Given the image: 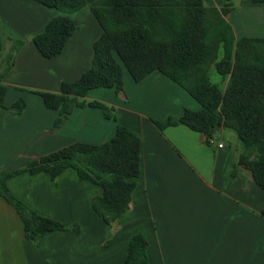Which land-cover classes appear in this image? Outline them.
I'll list each match as a JSON object with an SVG mask.
<instances>
[{
	"label": "crops",
	"instance_id": "1",
	"mask_svg": "<svg viewBox=\"0 0 264 264\" xmlns=\"http://www.w3.org/2000/svg\"><path fill=\"white\" fill-rule=\"evenodd\" d=\"M232 1L204 3L230 7L226 20L237 39L264 38L241 36ZM253 13L246 9L244 15ZM63 15L73 29L59 53L45 56L34 37ZM102 33L89 6L65 13L36 0H0L4 106L20 99L27 103L20 113L0 107V171L24 168L30 160L77 141L105 142L117 124L142 140L141 174L134 179L127 210L114 221H106L92 205L102 188L81 180L71 168L56 181L47 171L24 170L9 177L7 187L19 200L67 229L49 231L37 243L26 236L18 211L0 195V264H122L136 232L148 240L150 264H264V189L239 163L242 152L223 138L226 128L210 145V135L203 132L183 124L162 130L154 122L180 116L185 108H202L200 98L172 78L154 71L135 81L124 68L121 91L97 87L78 97L107 105L116 120L86 104L54 127L59 111L47 107L39 93H61L64 82L73 86L89 75L94 43Z\"/></svg>",
	"mask_w": 264,
	"mask_h": 264
},
{
	"label": "trees",
	"instance_id": "2",
	"mask_svg": "<svg viewBox=\"0 0 264 264\" xmlns=\"http://www.w3.org/2000/svg\"><path fill=\"white\" fill-rule=\"evenodd\" d=\"M36 1L65 13L89 6L103 29L94 43L89 75L73 86L64 82L61 93H39L47 107L59 111L54 127L62 126L76 106L86 104L102 109L107 118L116 120L107 105L82 102L78 97L97 87L121 91L124 68L135 81L159 71L199 97L202 108H185L180 116H170L165 122L154 120L158 128L183 124L206 135L221 127L235 130L245 147L239 163L251 171L253 180L264 189V38L237 39L225 18L231 10L227 4L220 10L207 7L204 0ZM251 2L264 6V0ZM73 26L67 15L55 17L34 37V42L43 55H56ZM222 42L224 57L220 65L229 74L224 91L203 83L218 58ZM5 90L0 83V107L22 112L27 105L24 99L10 108L4 106ZM141 161L140 135L117 124L114 136L105 142L77 141L30 160L24 168L0 171V195L22 217L26 236L39 243L47 232L67 227L19 200L7 187L9 177L24 170L47 171L56 181L71 168L81 180L102 188V195L95 197L92 205L110 222L127 210L136 186L134 179L141 174ZM261 213L264 215V208ZM122 264H150L148 240L142 232L132 235Z\"/></svg>",
	"mask_w": 264,
	"mask_h": 264
},
{
	"label": "rangeland",
	"instance_id": "3",
	"mask_svg": "<svg viewBox=\"0 0 264 264\" xmlns=\"http://www.w3.org/2000/svg\"><path fill=\"white\" fill-rule=\"evenodd\" d=\"M237 7V13L234 15V22L240 30L242 35H252V36H264V14L263 9L264 6L261 4H253L251 0H233L232 1ZM222 9V8H221ZM220 9V10H221ZM252 10L254 13L251 15H244L245 10ZM243 14V15H242ZM226 18V16H225ZM224 57V43L220 44L218 58L212 64L208 74L206 75L205 80L203 81L204 85L214 86L219 90L224 91L229 79V74H225L222 71V67L220 65L222 58ZM226 128V127H225ZM214 139L217 136L223 135L220 128L216 129L213 134ZM224 139L229 140L235 144L236 148L240 150V152H244L245 147L242 142L238 139L237 132L231 128H226L224 131Z\"/></svg>",
	"mask_w": 264,
	"mask_h": 264
},
{
	"label": "built area",
	"instance_id": "4",
	"mask_svg": "<svg viewBox=\"0 0 264 264\" xmlns=\"http://www.w3.org/2000/svg\"><path fill=\"white\" fill-rule=\"evenodd\" d=\"M207 143L210 145H214L217 143V141L213 137H208ZM217 145H218V147H223V143H218Z\"/></svg>",
	"mask_w": 264,
	"mask_h": 264
}]
</instances>
